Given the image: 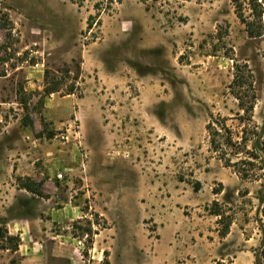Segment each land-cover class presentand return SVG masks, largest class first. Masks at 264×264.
Here are the masks:
<instances>
[{
  "label": "rangeland",
  "instance_id": "rangeland-1",
  "mask_svg": "<svg viewBox=\"0 0 264 264\" xmlns=\"http://www.w3.org/2000/svg\"><path fill=\"white\" fill-rule=\"evenodd\" d=\"M258 1L260 36L231 0H0V177L77 199L89 218L70 230L87 232V264H264L263 179L228 165L206 130L246 133L225 156L261 175L260 156L245 152L264 143ZM235 61L252 74L251 116L231 90ZM16 157L60 170L14 175L2 164ZM14 237L0 227V248L15 249Z\"/></svg>",
  "mask_w": 264,
  "mask_h": 264
},
{
  "label": "crops",
  "instance_id": "crops-1",
  "mask_svg": "<svg viewBox=\"0 0 264 264\" xmlns=\"http://www.w3.org/2000/svg\"><path fill=\"white\" fill-rule=\"evenodd\" d=\"M14 160L20 158L2 165L14 175H30L36 180H39V173L46 172L51 179L54 170H60L49 165L39 169L33 163L24 167L20 161L15 164ZM0 189V227L4 234L18 237L15 249L0 248V264L13 263L10 261L14 256L16 264H87L80 254L82 237L87 232L79 236L70 230L72 222L89 218L77 199L60 202L58 194V199L54 194L41 197L18 187L12 178L0 177ZM102 234V230L94 232L90 249L100 248ZM98 263L93 260L91 264Z\"/></svg>",
  "mask_w": 264,
  "mask_h": 264
},
{
  "label": "trees",
  "instance_id": "trees-1",
  "mask_svg": "<svg viewBox=\"0 0 264 264\" xmlns=\"http://www.w3.org/2000/svg\"><path fill=\"white\" fill-rule=\"evenodd\" d=\"M231 1L234 4V8H235V12L237 16L240 18L242 22H244L246 31L249 34V36H260L262 34L261 33L262 23L260 22L262 8L260 7L259 1L258 0H247V3L251 10V16H252V18L250 19L244 16L243 3L241 0H231ZM233 67H234V72H233V79L231 82L232 93L234 97L236 98V100L238 101V106L243 111L244 115L251 116L252 110H253V99L255 97L254 92H253V87H252L251 71L249 70L246 64H240L236 61L233 63ZM54 91H57L56 86L46 88L44 91V95H48ZM66 93L68 94L74 93L73 87L72 86L69 87ZM22 104L25 108L26 103L23 101ZM24 124L30 125L31 121L25 122ZM223 128H226V127L223 125ZM206 130L209 135V143H210L211 149L214 152L218 153L221 158H224L226 160L225 162L228 165L236 166V169L238 170V172L241 174L242 177L262 178L263 183H264V143L262 146H260L259 139H257L252 144V150L248 151L246 149L245 151L247 153H250L252 157L254 158H259V156L261 158V161H260L261 165L259 168L262 170V173L261 175H256V174L254 175V173L249 171V169H244L242 166H240L242 163L253 164L252 162L243 158V159H240V160H237L231 163L230 160L225 156L227 153L226 152L227 149L229 148L239 149L241 142L247 141L246 133L242 134L241 140L233 139L230 136V134H227L225 135L224 138H222V136H224L223 133L219 131L218 127L213 123V121H209L207 123ZM225 131L229 132L228 129H225ZM263 132H264V129H263ZM241 151L242 150L236 151V152H241ZM18 181H19L18 184L21 188H24L25 190L32 192L38 196H42V192L39 189V184L33 181L30 177H24V178L18 177ZM214 214L220 216V219H219L220 221L223 220L224 218L223 213L219 211V209H215ZM228 230H229V223L228 222L223 223L218 233L221 237H223L228 233ZM9 238L12 239L13 237H9ZM14 239L18 241V237H14ZM16 246L17 244H15L14 248Z\"/></svg>",
  "mask_w": 264,
  "mask_h": 264
},
{
  "label": "built area",
  "instance_id": "built-area-1",
  "mask_svg": "<svg viewBox=\"0 0 264 264\" xmlns=\"http://www.w3.org/2000/svg\"><path fill=\"white\" fill-rule=\"evenodd\" d=\"M56 175H57V177L60 178V179L63 177V174H62L61 172H57Z\"/></svg>",
  "mask_w": 264,
  "mask_h": 264
}]
</instances>
